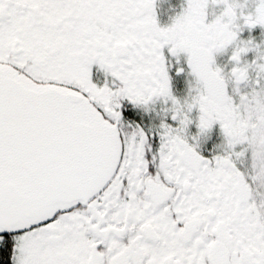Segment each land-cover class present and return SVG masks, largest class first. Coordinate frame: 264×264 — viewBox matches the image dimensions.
<instances>
[{
  "label": "snow or ice",
  "instance_id": "6c2138e0",
  "mask_svg": "<svg viewBox=\"0 0 264 264\" xmlns=\"http://www.w3.org/2000/svg\"><path fill=\"white\" fill-rule=\"evenodd\" d=\"M164 3L0 0V264H264V0Z\"/></svg>",
  "mask_w": 264,
  "mask_h": 264
},
{
  "label": "flooded vegetation",
  "instance_id": "af4514ba",
  "mask_svg": "<svg viewBox=\"0 0 264 264\" xmlns=\"http://www.w3.org/2000/svg\"><path fill=\"white\" fill-rule=\"evenodd\" d=\"M168 3H171V4H177L178 3V0H168ZM168 3H164L162 5H160L158 11L160 12V18L162 20L166 19L167 18V15H168ZM258 31V30H257Z\"/></svg>",
  "mask_w": 264,
  "mask_h": 264
}]
</instances>
